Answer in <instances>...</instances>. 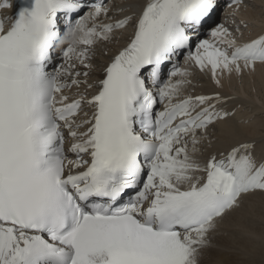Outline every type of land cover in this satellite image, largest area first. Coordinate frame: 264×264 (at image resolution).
<instances>
[{"label":"snow or ice","instance_id":"obj_1","mask_svg":"<svg viewBox=\"0 0 264 264\" xmlns=\"http://www.w3.org/2000/svg\"><path fill=\"white\" fill-rule=\"evenodd\" d=\"M85 6L30 0L7 29L0 23V264H200L217 221L243 197L264 193V160L241 144L200 166L188 144L195 150L198 134L225 119L213 111L216 104L204 106L220 98L173 102L184 81L168 83L158 87L159 102L167 103L157 113L149 82L159 85L162 66L190 48L191 34L212 17L218 0H145L96 94L68 102L64 90L82 83L70 74L73 59L89 67L87 49L131 20L89 27L108 11L94 4L89 16L69 25L70 39H62L59 17ZM8 7L0 0V8ZM210 35L214 42H200L187 59L202 72L210 69L217 84L218 70L239 74L264 64V35L238 47L222 26ZM65 43L68 67L49 72ZM83 105L92 115L78 122ZM64 130L76 159L67 158Z\"/></svg>","mask_w":264,"mask_h":264},{"label":"bare ground","instance_id":"obj_2","mask_svg":"<svg viewBox=\"0 0 264 264\" xmlns=\"http://www.w3.org/2000/svg\"><path fill=\"white\" fill-rule=\"evenodd\" d=\"M145 0H111L104 5L108 9L107 15H101L95 21L89 20L88 25L99 26L115 24L122 19L131 17L125 29H115L108 40H96L88 51L85 68L73 59L70 74L82 81L79 87L73 85L64 90L68 102L74 99L91 98L96 94L99 82L104 77V69L116 54L121 51L134 32V25L139 16ZM227 5L224 18H217L211 25L210 31L203 32L193 46L195 54L198 44L202 41L214 42L210 33L218 27L225 28L230 33V39L235 41V46H241L264 35V0H244L239 7H229L230 0H223ZM17 8L9 5V9L0 11V19L8 26L13 20ZM92 10L81 17L89 16ZM231 13H234L237 24H232ZM236 22V21H235ZM244 27V28H243ZM246 28V33L243 31ZM234 31H236L234 33ZM241 37V40H236ZM222 48L225 45H218ZM82 47V46H81ZM229 53L231 49H228ZM179 71L188 73L186 77L166 76L167 83H180L184 81L178 96L173 102L184 98L195 99L197 96L219 97L220 102L209 101L204 106L216 104L213 111L225 116L224 120H216L206 131L198 134L199 143L193 150L189 143L190 156L200 166L215 156L217 159L241 144L252 145V155L259 162L264 160V64L257 63L254 70L243 69L236 72L217 71L216 80L210 69L203 72L197 69L187 58L180 63ZM67 68L64 60L58 67ZM87 72L88 75L84 76ZM79 73L78 76L76 74ZM62 83L71 84V79L61 78ZM167 101L164 102V107ZM92 109L87 105L82 106L78 122L90 119ZM253 117V118H252ZM252 118V119H251ZM87 126L79 131H86ZM65 146L68 159H76L75 154L68 152L73 143L64 131ZM88 158L87 156L84 159ZM198 176L203 174L198 173ZM246 229V230H245ZM209 246L200 256V264H264V193L256 192L242 198L240 207L228 213L216 223V228L208 236ZM227 257H221V256Z\"/></svg>","mask_w":264,"mask_h":264},{"label":"rangeland","instance_id":"obj_3","mask_svg":"<svg viewBox=\"0 0 264 264\" xmlns=\"http://www.w3.org/2000/svg\"><path fill=\"white\" fill-rule=\"evenodd\" d=\"M111 1V0H110ZM235 33V32H234ZM193 50H194V48H193ZM193 50L191 51V53L193 54ZM63 57V56H62ZM62 57H61V59H62ZM253 118V117H252ZM251 118V119H252ZM246 230V229H245ZM221 257H227L226 255L225 256H221Z\"/></svg>","mask_w":264,"mask_h":264}]
</instances>
